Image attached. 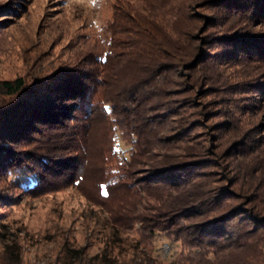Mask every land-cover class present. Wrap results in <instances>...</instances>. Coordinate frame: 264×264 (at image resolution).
I'll return each instance as SVG.
<instances>
[{"label": "rangeland", "instance_id": "obj_1", "mask_svg": "<svg viewBox=\"0 0 264 264\" xmlns=\"http://www.w3.org/2000/svg\"><path fill=\"white\" fill-rule=\"evenodd\" d=\"M243 34L264 37V14L246 10L228 16L221 8L202 7L200 0H0V79L18 76L27 82L46 81L75 62L97 66L92 63L96 55L103 56L107 50L106 61L98 68L106 84L102 92L119 104L115 94L145 77L150 62L145 59L147 41L150 47L155 41L175 57L187 82L184 85L191 87V92H181V88V94L173 92L172 98L193 94L194 103L177 115V120L187 121L182 143L164 142L168 133L164 126L142 134L150 155L148 159L141 156V164L133 166V178L144 173L142 160L149 164L165 154L177 155V159L183 156L180 148L188 147L191 154L184 158L197 161V177L184 192L225 190L220 202L224 211H235L231 221L242 222V229L259 228L255 237L239 239L231 248L209 250L207 262L264 264V60L243 57L246 54L230 46L229 36ZM224 36L229 38L222 44L219 39ZM183 51L200 52L194 61L196 73L187 69V56L177 57ZM193 74L194 81L189 79ZM181 80L178 76L172 78L173 83L158 84V94L150 96L149 102L170 99L167 91ZM4 102L6 97L0 96V103ZM136 111L141 113L142 106ZM114 113L101 117L95 110L91 122L80 123L76 138L67 140L69 153L78 145L84 155L76 183H61L56 189L31 195L24 188L33 176L26 174V180L25 175L0 172V264L95 263L92 255L112 232L105 212L108 205L115 201L132 206L136 201L135 195L121 187L110 189L108 201L99 196V183L113 173L114 157L128 160L134 145L130 142L135 137L121 124L126 120L117 106ZM195 117L199 122L189 124ZM223 120L232 124L233 133L218 125ZM67 125H75V120ZM252 211L263 218L262 224L254 226L245 218L244 213L252 215ZM136 227L118 231L119 259L145 256L170 261L179 252L193 256L184 241L166 231H156L144 248H132Z\"/></svg>", "mask_w": 264, "mask_h": 264}, {"label": "trees", "instance_id": "obj_2", "mask_svg": "<svg viewBox=\"0 0 264 264\" xmlns=\"http://www.w3.org/2000/svg\"><path fill=\"white\" fill-rule=\"evenodd\" d=\"M200 4L202 7L221 8L228 16L246 10H250L253 15L264 14V0H200ZM209 22H212L211 18ZM186 35L192 38L191 33ZM229 37L224 36L219 41L223 44L229 38L230 46L237 47L240 53L247 55L243 57L249 58L251 55V58L264 60V37L249 34ZM149 38L154 39L151 35ZM134 45L136 46V43ZM147 45L145 59L150 62L149 68L144 70L145 77L128 88H122V93L115 94L119 104H115L111 97H104L102 92L106 84L98 68L106 61L107 50L103 56L96 55V61L92 63L97 66H85L75 62L66 71H58L53 77H47L49 81L42 79L35 83L27 82L18 76L0 79V96L6 97V102L0 103V172L11 171L16 176L25 175L23 178L26 180V174L33 176L34 179L24 188L31 195L51 191L61 186V183H76L77 177L80 176L77 170L85 161L84 155L79 153L81 151L78 145L74 146L77 150L69 153L67 140H71L73 135L76 138V129L80 123L85 126L87 122H91L95 110H98L101 117L107 114L115 115L114 109L117 106L126 120L121 124L130 129L135 137L134 141L130 142L134 145L129 151L128 160L114 157V165L110 169L113 173L106 181L99 183L102 187L99 196L103 202L108 201L111 199L110 189L121 187L125 193L135 195L136 201L132 206L115 201L108 205L105 212L112 229L108 237L110 239L103 242L102 248L92 255L91 260H95L94 264H210L206 260L209 250L213 253L215 250L231 248L239 239L255 237L259 228L246 230L242 229V222L231 221L235 211H224L220 202L221 194L225 190L222 192L219 189L213 194L208 191L196 194L184 192L186 186L197 177V168L195 169L194 165L197 161L184 158L191 154L187 150L188 147L180 148L183 158L175 159L177 155L165 154L154 161L150 158L152 162L149 164L142 160L146 169L144 173L133 178V166L141 164V156L145 155L148 159L150 155V147L147 149L148 142L141 139L142 134L154 127L164 126L168 130V133L164 134V142L182 143L181 132L187 121L177 120V115L182 107L194 103L193 94L190 97L171 96L173 92L181 94L180 88L183 89H180L181 92H191V87L184 85L185 78L179 73L177 61L173 60L175 57L163 52L155 41L150 47L149 39ZM137 46H141L140 43H137ZM193 53L183 51L177 53V57L187 56V69H194L196 73L195 58H199L200 52ZM139 64L145 65L144 62ZM178 76L182 80L175 83L171 91L166 93L170 99L166 97L164 101L149 102L150 96L158 94V84L173 83L172 78ZM195 78L194 74L189 77L192 81ZM137 106H142L141 113L136 111ZM148 112H152L151 116H147ZM199 114H202L201 111ZM70 120H75V125L68 126ZM191 122H199V118L195 117L188 123ZM115 123L117 124L116 119ZM218 125L224 126L225 132L230 134L235 131L232 124L224 120ZM74 173L77 176L73 177ZM71 176L73 179H70ZM244 214L246 219L252 220L254 226L263 222V218L254 212L252 215ZM190 217H197L198 220L186 222ZM134 224L137 226V238L132 248H144L156 231H166L173 235L174 239L180 238L184 241L191 248L188 254L193 256L188 257L187 254L179 252L175 259L170 261H159L145 256L119 259L117 256L121 249V240L118 231L124 232Z\"/></svg>", "mask_w": 264, "mask_h": 264}]
</instances>
